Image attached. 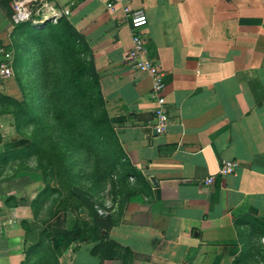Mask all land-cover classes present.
<instances>
[{"label": "crops", "instance_id": "0c3cea01", "mask_svg": "<svg viewBox=\"0 0 264 264\" xmlns=\"http://www.w3.org/2000/svg\"><path fill=\"white\" fill-rule=\"evenodd\" d=\"M13 1L0 0L9 53L25 27L11 22ZM44 1L88 49L129 183L106 242L61 234L59 214L42 220L51 192L5 109L21 88L0 80V264H264V0ZM126 8L144 9L148 57L166 74L162 134L151 79L127 61ZM222 162L234 173L220 175Z\"/></svg>", "mask_w": 264, "mask_h": 264}, {"label": "rangeland", "instance_id": "374dc122", "mask_svg": "<svg viewBox=\"0 0 264 264\" xmlns=\"http://www.w3.org/2000/svg\"><path fill=\"white\" fill-rule=\"evenodd\" d=\"M55 24L40 29L22 25V41L13 42L9 62L10 78L22 95L19 102L5 103V109L14 112L17 128L32 148L28 161L51 192L41 219L45 213L59 214L68 229L77 222L88 231L87 238L96 230L107 238L109 215L121 211L129 175L88 54L79 40H54L49 27ZM83 67L89 83L78 85L82 91L88 88L82 97L74 95L72 86Z\"/></svg>", "mask_w": 264, "mask_h": 264}, {"label": "built area", "instance_id": "2783aa9c", "mask_svg": "<svg viewBox=\"0 0 264 264\" xmlns=\"http://www.w3.org/2000/svg\"><path fill=\"white\" fill-rule=\"evenodd\" d=\"M44 0H14L11 4L12 14L11 22L14 26L29 25L34 29H40L46 26V23H57L60 15H47L44 13ZM108 8H113L112 4L107 5ZM125 12L130 17V26L132 30V47L127 53V61L132 69L138 73L147 75L151 79L152 88L151 96L155 100L156 108L154 118L156 123L153 125L154 130L158 134L166 131L168 125V115L165 109V76L166 74L154 61L148 57L143 39V29L148 23L147 15L144 9L130 10L125 9ZM68 11L64 12V15ZM2 58L0 59V80L12 77V67L10 65V53L0 50ZM236 163L222 162L219 174L222 176L234 173ZM213 177L204 180L205 184H210Z\"/></svg>", "mask_w": 264, "mask_h": 264}, {"label": "trees", "instance_id": "16d2710c", "mask_svg": "<svg viewBox=\"0 0 264 264\" xmlns=\"http://www.w3.org/2000/svg\"><path fill=\"white\" fill-rule=\"evenodd\" d=\"M27 27L30 28L29 26H27ZM49 28H50V32H52L54 34L52 38L56 41L61 42V41H65L66 39L68 41L74 39L75 41L78 42V40H79L78 36H77V32H75V29L66 20H62V18H60L55 25H50ZM49 28H46V29H49ZM82 47L84 48V52L87 53L88 49L86 46L83 45V43H82ZM90 64H91V61H90ZM91 66H92V64H91ZM84 70L85 69L83 67L80 71V74L76 76L75 85L72 86L74 88V95H76V96L78 95V96L83 97V96H85V93L88 90V88L84 89V91H82L83 90L82 88H81L82 90L77 89V87H79L78 85H80L81 82H84V86L88 85V83H89L88 80L84 78V76L86 74V72ZM92 71L94 73L93 68H92ZM94 75H95L96 80L98 82V78H97L95 73H94ZM99 92H100V88H99ZM100 97L102 98V105H103V109H104V101H103V97L101 95V92H100ZM104 111H105V109H104ZM125 172H126V174L130 173V171H128L127 168H125ZM59 232L60 231H58V233ZM60 233L67 235L68 237H70L75 242H94V241H99L102 239L100 236L96 235L97 230L95 231V234L93 236L91 235L92 237L90 239L87 238L89 236L88 231H85L82 228V225L80 223L78 224L77 222H75V225L72 226L70 229H66ZM99 248H100V246H97L94 248L95 253H97V251H99Z\"/></svg>", "mask_w": 264, "mask_h": 264}, {"label": "water", "instance_id": "95a60500", "mask_svg": "<svg viewBox=\"0 0 264 264\" xmlns=\"http://www.w3.org/2000/svg\"><path fill=\"white\" fill-rule=\"evenodd\" d=\"M153 133L155 134V131ZM151 180H153V179H151Z\"/></svg>", "mask_w": 264, "mask_h": 264}]
</instances>
